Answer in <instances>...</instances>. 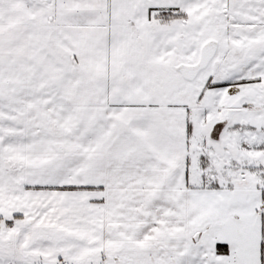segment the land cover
Returning <instances> with one entry per match:
<instances>
[{"label": "snow or ice", "instance_id": "6c2138e0", "mask_svg": "<svg viewBox=\"0 0 264 264\" xmlns=\"http://www.w3.org/2000/svg\"><path fill=\"white\" fill-rule=\"evenodd\" d=\"M0 264H264V0H0Z\"/></svg>", "mask_w": 264, "mask_h": 264}]
</instances>
